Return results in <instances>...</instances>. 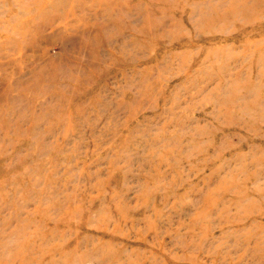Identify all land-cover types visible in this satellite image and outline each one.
I'll return each instance as SVG.
<instances>
[{"label": "rangeland", "instance_id": "1", "mask_svg": "<svg viewBox=\"0 0 264 264\" xmlns=\"http://www.w3.org/2000/svg\"><path fill=\"white\" fill-rule=\"evenodd\" d=\"M0 264H264V0H0Z\"/></svg>", "mask_w": 264, "mask_h": 264}]
</instances>
